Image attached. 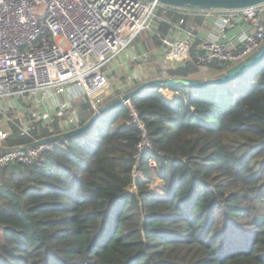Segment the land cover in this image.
<instances>
[{"label": "trees", "instance_id": "trees-1", "mask_svg": "<svg viewBox=\"0 0 264 264\" xmlns=\"http://www.w3.org/2000/svg\"><path fill=\"white\" fill-rule=\"evenodd\" d=\"M171 26L158 22L163 34ZM198 44L169 75L197 78ZM160 88L133 101L153 144L148 178L147 157H167L154 170L163 194L134 179L141 132L122 105L46 162L0 167V264H264V58L214 87L169 86L171 99ZM75 107L83 123L92 116L89 102ZM30 142L15 136L9 145Z\"/></svg>", "mask_w": 264, "mask_h": 264}, {"label": "built area", "instance_id": "built-area-1", "mask_svg": "<svg viewBox=\"0 0 264 264\" xmlns=\"http://www.w3.org/2000/svg\"><path fill=\"white\" fill-rule=\"evenodd\" d=\"M162 8L176 7L155 0H0V148L26 145L10 146L15 136L28 137L32 143L75 130L92 117L82 122L77 101L89 102L93 115L151 80L136 74L138 79L130 78L110 89L111 75L122 65L120 57L144 33L160 38L164 62L171 63L168 68L188 60L191 49L199 43L203 51L198 57L199 73L214 70L210 66L214 62L234 68L264 44V4L208 10L222 13L207 36L184 28L183 19L167 20ZM161 20L172 25L167 34L158 30ZM134 58L138 59L136 55ZM166 70L161 71L163 77L168 74ZM157 87L169 99L177 96L167 87ZM104 89L106 94L101 95ZM107 96H111L110 101H106ZM124 105L130 122L141 132L132 171L137 181L138 163L144 161L153 144L146 116L133 99ZM43 129L50 135L37 137ZM68 140L7 153L0 150V167L15 162L27 166L44 163L49 152ZM158 154L163 158L161 165L152 156L146 159L153 170L167 164L165 154ZM134 189L138 192L136 182Z\"/></svg>", "mask_w": 264, "mask_h": 264}, {"label": "water", "instance_id": "water-1", "mask_svg": "<svg viewBox=\"0 0 264 264\" xmlns=\"http://www.w3.org/2000/svg\"><path fill=\"white\" fill-rule=\"evenodd\" d=\"M159 3L184 9H193V10H234V9H243L250 6L264 4V0H155ZM264 58V44L262 47L248 60L239 64L238 66L232 68L224 74H220L215 78L210 79H201L195 77H178V76H166L161 78H155L148 80L129 92L123 94L122 96L112 100L107 103L105 106L99 109V111L92 115V117L81 127L72 130L67 133L51 136L44 138L23 146H16L13 148H0L2 153L12 152L18 149H28L37 145L52 143L55 141H63L67 139H73L78 136H81L91 130V128L102 118L107 116L110 112L118 109L124 103L133 99L135 96L144 93L146 90L157 87H169V86H196V87H214L219 84L225 83L227 81L233 80L238 77L240 74L251 69L257 63H259Z\"/></svg>", "mask_w": 264, "mask_h": 264}, {"label": "rangeland", "instance_id": "rangeland-1", "mask_svg": "<svg viewBox=\"0 0 264 264\" xmlns=\"http://www.w3.org/2000/svg\"><path fill=\"white\" fill-rule=\"evenodd\" d=\"M181 9L183 10L184 8ZM192 11L195 12V10L193 9ZM164 16L167 17L166 14H164ZM132 46L131 50L134 55L132 56L131 54L130 56H126V60L129 59L126 64L124 66L121 65V67L118 68L117 71L113 72L110 78V89H116V86L120 87L124 85L131 77H133L134 74H140V76L142 75L145 78L149 74L148 78L151 77L150 79H154L158 76L163 77V75L161 74L162 69L167 68L166 71L170 69L168 67H171V63L164 62V54L161 52V47L159 48L157 45L154 44L149 34H142ZM135 55L138 59L134 58ZM209 71L213 72L212 70ZM154 75L157 76L152 77ZM108 91L109 89L107 90V92ZM105 94L106 92L104 89V92L101 93V95ZM110 98L111 96H107L106 101H110ZM143 167L144 163L141 159L137 166V175L142 176L147 180L146 184L149 187L148 193L154 194L156 196H161L163 194L164 181L159 177V173L157 171H154L153 169V171L150 173L152 176L151 179L148 178L146 172L143 171Z\"/></svg>", "mask_w": 264, "mask_h": 264}, {"label": "crops", "instance_id": "crops-1", "mask_svg": "<svg viewBox=\"0 0 264 264\" xmlns=\"http://www.w3.org/2000/svg\"><path fill=\"white\" fill-rule=\"evenodd\" d=\"M214 13V14H211ZM218 13V14H216ZM221 11H208V10H195V12L192 11V9H181V8H171L170 9V14L169 16L166 17V19H172L173 21H178L183 19L185 21L184 28L186 29H195L197 33L201 34L202 36H207L210 35V33L213 32V30L217 26V18L219 15H221ZM168 33V32H167ZM136 46V45H135ZM133 47V46H132ZM132 56L134 55L131 48L127 50L121 57L120 61L122 65L124 66L126 62L129 60H126V56ZM164 69H162L163 71ZM213 72H210L209 70H205L201 73H197L196 77L197 78H203V79H210V78H215L216 76L219 75V73L215 70H212ZM143 72V71H142ZM158 75V74H157ZM157 75H154L152 77H155ZM147 76V75H146ZM149 76V74H148ZM148 76L145 79H150ZM138 75L134 74L133 77L138 79ZM107 90V89H105ZM178 96V93L173 92Z\"/></svg>", "mask_w": 264, "mask_h": 264}]
</instances>
